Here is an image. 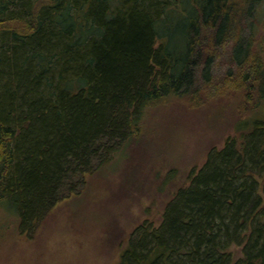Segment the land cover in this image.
<instances>
[{
  "label": "trees",
  "instance_id": "obj_1",
  "mask_svg": "<svg viewBox=\"0 0 264 264\" xmlns=\"http://www.w3.org/2000/svg\"><path fill=\"white\" fill-rule=\"evenodd\" d=\"M264 0H0V203L30 234L141 130L223 69L264 99ZM229 63L228 67L226 63ZM222 75V74H221ZM212 148L119 264H264V119ZM236 247H241L240 254ZM239 255V256H238Z\"/></svg>",
  "mask_w": 264,
  "mask_h": 264
},
{
  "label": "rangeland",
  "instance_id": "obj_2",
  "mask_svg": "<svg viewBox=\"0 0 264 264\" xmlns=\"http://www.w3.org/2000/svg\"><path fill=\"white\" fill-rule=\"evenodd\" d=\"M259 12L253 52L264 62V7ZM220 70L198 96L149 106L140 132L109 163L86 174L81 192L59 202L34 232H21L19 215L0 203V264H119L134 228L162 221L209 151L239 137L240 121L264 119V99L239 82L241 71L230 76L229 68Z\"/></svg>",
  "mask_w": 264,
  "mask_h": 264
},
{
  "label": "bare ground",
  "instance_id": "obj_3",
  "mask_svg": "<svg viewBox=\"0 0 264 264\" xmlns=\"http://www.w3.org/2000/svg\"><path fill=\"white\" fill-rule=\"evenodd\" d=\"M260 13V12H259Z\"/></svg>",
  "mask_w": 264,
  "mask_h": 264
}]
</instances>
